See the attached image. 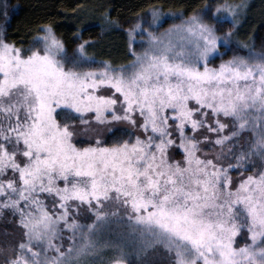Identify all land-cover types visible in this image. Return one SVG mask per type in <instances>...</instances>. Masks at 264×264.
I'll list each match as a JSON object with an SVG mask.
<instances>
[{"label": "snow or ice", "instance_id": "6c2138e0", "mask_svg": "<svg viewBox=\"0 0 264 264\" xmlns=\"http://www.w3.org/2000/svg\"><path fill=\"white\" fill-rule=\"evenodd\" d=\"M246 9L152 5L120 64L90 40L69 55L51 23L27 45L0 28V264H264V45L233 46Z\"/></svg>", "mask_w": 264, "mask_h": 264}, {"label": "trees", "instance_id": "16d2710c", "mask_svg": "<svg viewBox=\"0 0 264 264\" xmlns=\"http://www.w3.org/2000/svg\"><path fill=\"white\" fill-rule=\"evenodd\" d=\"M214 0H8L12 8L10 21L4 31L9 40L30 43L38 25L51 23L57 34L64 40L69 55L82 40H90L89 55L99 60H112L117 64L126 63L128 37L126 29L152 5L163 6V10L178 11L183 16L199 11ZM105 14L120 19L121 26L108 29L103 24ZM182 16V17H183ZM172 21L162 25L169 26ZM212 22V21H210ZM231 24L222 26L227 31ZM233 44L238 42L254 45L256 50L264 45V0H251L241 20ZM218 60V59H217ZM216 60V61H217ZM215 61V62H216ZM8 220L0 218V240L9 232Z\"/></svg>", "mask_w": 264, "mask_h": 264}, {"label": "rangeland", "instance_id": "374dc122", "mask_svg": "<svg viewBox=\"0 0 264 264\" xmlns=\"http://www.w3.org/2000/svg\"><path fill=\"white\" fill-rule=\"evenodd\" d=\"M251 0H245V3L247 4V6H248V4H249V2H250ZM7 2H8V0H7ZM9 9V8H8ZM11 10H12V8L10 7V10H9V16H10V13H11ZM165 13H174V14H180L178 11H170V10H163ZM245 13H246V11L244 12V14L240 17V22H239V24L241 23V20H242V18L244 17V15H245ZM183 17H181V19H182ZM171 20H174V21H172V23L169 25V26H167L166 28H162V29H160V31H164L165 29H167V28H169L172 24H174V23H179L180 22V19H175V18H170ZM0 28H2L3 30H4V28H5V18L2 16V15H0ZM126 32H127V29H126ZM233 46H235V44H233ZM136 47H137V50H140V48H141V45L139 44V43H137L136 44ZM261 49H258L257 51H260ZM221 51H224V48H221ZM233 53L232 52H228V54L226 55V56H224L223 58L224 59H227V58H229L231 55H232ZM215 63H219V59L215 62ZM5 218L8 220V224H11L10 225V227H9V232H11L12 230H13V225H12V223H11V216H5Z\"/></svg>", "mask_w": 264, "mask_h": 264}]
</instances>
